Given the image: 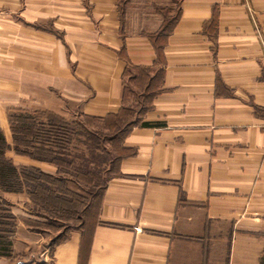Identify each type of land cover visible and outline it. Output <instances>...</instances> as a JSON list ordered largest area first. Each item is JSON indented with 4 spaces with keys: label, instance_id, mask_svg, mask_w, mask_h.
Returning <instances> with one entry per match:
<instances>
[{
    "label": "crops",
    "instance_id": "obj_1",
    "mask_svg": "<svg viewBox=\"0 0 264 264\" xmlns=\"http://www.w3.org/2000/svg\"><path fill=\"white\" fill-rule=\"evenodd\" d=\"M176 3L159 36L132 30L120 0H0V132L14 167L58 176L12 151L10 112L70 121L138 106L88 223L52 239L27 196L1 195L15 227L0 264H260L264 53L248 10L264 34V0Z\"/></svg>",
    "mask_w": 264,
    "mask_h": 264
},
{
    "label": "trees",
    "instance_id": "obj_2",
    "mask_svg": "<svg viewBox=\"0 0 264 264\" xmlns=\"http://www.w3.org/2000/svg\"><path fill=\"white\" fill-rule=\"evenodd\" d=\"M172 25L173 22L169 24V29ZM155 48L159 49V47ZM120 113L104 119L82 117L100 122H105L107 119L112 120L111 127L114 133L109 140H105L97 133L85 130L76 122L64 121L50 114L21 111L8 113L12 151L16 155L37 162L53 164L58 176L52 178L34 168L14 167L5 158V152L9 146L6 145L0 132V258L11 256L15 227V219L10 213L8 203L2 200V194L24 193L30 197V202L35 208L52 215V211L58 210L57 203L64 199L60 192L64 179L59 176L64 177L65 175L68 178L78 176L80 179L87 177V179H94L89 184L91 187L88 191L93 197L98 198L96 209L98 208L103 188L118 160V154L115 157H109L108 152H105L100 146L107 144L119 135L123 136L130 125V121L118 120ZM108 128L103 125V129ZM73 142H81L83 150L76 154L72 153L74 151ZM96 152L99 154L97 155ZM260 264H264V257L260 259Z\"/></svg>",
    "mask_w": 264,
    "mask_h": 264
},
{
    "label": "rangeland",
    "instance_id": "obj_3",
    "mask_svg": "<svg viewBox=\"0 0 264 264\" xmlns=\"http://www.w3.org/2000/svg\"><path fill=\"white\" fill-rule=\"evenodd\" d=\"M122 7L125 10V15H127L128 24L130 23V27L132 30H140L145 29L147 31L154 30V28H158L157 32L159 36L163 33H166L169 30V24L173 21V17L176 13L177 8V0H120ZM126 19V18H125ZM161 37L157 40L156 44L161 43ZM129 90H126L127 94H130L132 91L130 90L132 87L128 86ZM130 91V92H129ZM134 98H136L134 96ZM132 105V104H131ZM138 106L133 104L131 107L126 108L124 113H120L118 116V120H122L124 122L134 121L137 117ZM70 121L78 123L80 126H83L85 130H88L92 133H97L102 136L105 140H109L111 135H113L112 131V120L107 119L105 122L100 121H91L89 119H84L82 117H76ZM68 121V122H70ZM103 125L109 127L108 129H103ZM108 130V131H107ZM122 135L113 138L107 144H101V148L108 152V155L116 156L121 152V140ZM74 151L72 153H77L78 151L83 150V145L81 142H73ZM98 155L99 153L96 152ZM116 167V166H115ZM115 167L112 170V174L115 172ZM74 175V174H73ZM85 176V175H84ZM57 178V177H56ZM59 178L64 179V183L61 184L63 187L60 191L64 198L63 201L57 203V211H52V215L47 214L44 210H40L37 207L35 208L30 202V197L24 193H19L27 196L31 210L34 212L36 216L42 218V221L34 224V227L41 228L47 230L50 237L53 239L56 236L65 233L69 229L76 228L82 224V221L89 222L90 219L94 217L96 206L98 202V198L93 197L91 192L88 189L91 187L93 178L85 179L80 177L74 178L71 176L68 178L67 176L62 175ZM85 180V181H84ZM2 198V196H1ZM2 200H4L2 198ZM66 202V203H65ZM9 205V204H8ZM56 208V209H57ZM10 210V205H9ZM55 240V239H54Z\"/></svg>",
    "mask_w": 264,
    "mask_h": 264
},
{
    "label": "built area",
    "instance_id": "obj_4",
    "mask_svg": "<svg viewBox=\"0 0 264 264\" xmlns=\"http://www.w3.org/2000/svg\"><path fill=\"white\" fill-rule=\"evenodd\" d=\"M248 14H249V18L252 21V25L254 28V33L255 36L257 38V41L260 45V48L262 50V52L264 53V34L257 28V26L255 25V23L253 22V18H252V12L250 10H248Z\"/></svg>",
    "mask_w": 264,
    "mask_h": 264
}]
</instances>
